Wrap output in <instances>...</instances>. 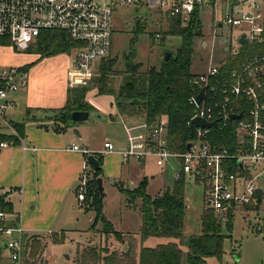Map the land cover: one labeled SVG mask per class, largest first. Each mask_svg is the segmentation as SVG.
Returning a JSON list of instances; mask_svg holds the SVG:
<instances>
[{"label":"built area","instance_id":"built-area-1","mask_svg":"<svg viewBox=\"0 0 264 264\" xmlns=\"http://www.w3.org/2000/svg\"><path fill=\"white\" fill-rule=\"evenodd\" d=\"M132 2L121 0L123 5ZM147 2L166 15L179 17L183 24L197 11L202 17L203 12L215 11L222 5L227 12L218 27L226 25L236 34L228 51L219 53L218 60L212 52L207 70L195 73L191 80L189 104L193 115L187 125L194 139L184 153L169 149L168 121L162 117L153 122L122 119L126 147L116 150L113 143L107 142L104 154L119 153L124 163L142 164L149 158L160 167H171L172 161L179 163L181 170L175 173V180L185 176L187 181L203 183L206 208L223 218L248 206H258V194L264 190L259 185L264 179V0ZM114 4L115 0H0V38L9 39L17 51H27L45 31L66 33L79 44L69 54L67 86L71 90L89 88L101 61L111 55ZM243 36L246 43L241 42ZM228 61L233 64L230 69ZM28 77V71L23 69L0 72V117L13 107L9 94L26 87ZM204 89V99L199 102ZM233 115L242 117L231 119ZM195 119L216 124L191 129ZM230 126L237 140L234 150L212 141L214 131ZM9 147L12 144L0 143V149ZM23 149L28 150L26 146ZM70 149L89 154L76 144ZM88 170L86 161L77 189L80 202L85 201L89 191ZM26 235L17 216L0 210V264H5V251L9 252L7 264H23Z\"/></svg>","mask_w":264,"mask_h":264},{"label":"rangeland","instance_id":"rangeland-1","mask_svg":"<svg viewBox=\"0 0 264 264\" xmlns=\"http://www.w3.org/2000/svg\"><path fill=\"white\" fill-rule=\"evenodd\" d=\"M226 12V7L222 5L215 11L203 12L201 17L203 36L194 39L192 73L205 72L209 67L213 53L218 60L220 58L219 53L228 51L229 43L236 31L231 30L226 25L218 27L219 23L223 22ZM170 24V15L162 13L157 7H151L147 0H133L132 3L126 5L121 4V0H115L112 49L108 60L116 59L117 64L114 71L107 76V87L110 90L117 94L123 85L127 76L126 59L131 52L134 51L136 56L134 64H141V73L153 67L159 69L168 53L176 56L181 47L182 38L168 33ZM212 24H216V27H211ZM204 43H206V47ZM234 47H236L235 44ZM70 61L71 57L67 53L42 59L36 52L17 51L13 45L0 47V72L9 71L11 68H29L27 86L9 94V100L14 101L15 104L12 102L13 107L7 110L6 117H0V133L13 132L10 125L11 114L17 115L16 121L24 119V110L21 105L24 101L32 104L51 102L56 101L59 94L62 93L63 95L67 86V71ZM101 77L102 73L99 66L93 83L94 88L92 87L88 93V100L99 94L100 83L96 84V79ZM22 99L24 101L20 102ZM103 102H105L103 113L96 111L98 108H102L97 106L90 113L88 120L74 123L72 131L69 130V133L72 134L74 130L79 131L80 129L83 138L81 140L77 138V143L83 148H89L94 154L103 150L104 143L108 140L126 145L122 123V119L125 117L118 110L116 96L104 95L102 100H97L100 105L104 104ZM31 114L36 115V109L31 110ZM28 119V121L32 120L31 117ZM48 124H53V122ZM49 127L52 129L53 125ZM115 147L116 150H119L117 146ZM102 156L103 171L101 178L105 179L107 178L104 172L106 156ZM170 164L171 167H160L153 158H149L142 164L143 166L136 165L131 169L125 166L121 170L124 179H118V177L115 179H118L117 183L121 180L122 183L125 180H130L131 183H124V188L133 190L146 178L148 180L147 194L156 197L163 190H167L173 185L175 173L181 170L179 163L172 161ZM92 178L90 172L88 180L90 181ZM259 185L264 188V179H260ZM132 186H134L133 189ZM204 195L205 186L203 183H196L193 179L187 181L185 187L187 211L184 222V240L192 235H200L202 232L201 215L206 209ZM101 200L103 215L111 222L115 231L123 233L126 238L125 242L122 243L118 241L115 235L104 232V225L101 220L96 224L93 223L94 212L87 210L86 201L80 202L76 196L74 197V213H65L53 229V232L59 233L37 232L40 235H30L31 245L35 239L40 240L44 250L41 254L38 253L33 256L32 246H30L24 254L23 264H78L84 250L91 248L106 249L110 253L117 251L121 254L122 251L133 246L127 237H131V234L135 237L140 236L142 200L137 199L131 207L128 205L127 196L122 192L120 186H111L106 179ZM78 201L81 206L78 205ZM262 209L263 207L257 209V212L261 211L259 217L245 209L236 211L232 230L227 228L226 221L223 222V234L227 236L223 243L224 255L221 259L210 258L208 264H264V237L258 232V227H262ZM93 224H95L94 228H92ZM65 229L73 230H69L68 233L60 232ZM182 249L185 252L188 251L185 245ZM3 253V262L7 264L9 252ZM67 255L68 258H66Z\"/></svg>","mask_w":264,"mask_h":264},{"label":"trees","instance_id":"trees-1","mask_svg":"<svg viewBox=\"0 0 264 264\" xmlns=\"http://www.w3.org/2000/svg\"><path fill=\"white\" fill-rule=\"evenodd\" d=\"M170 17L171 24L168 33L182 38V44L176 56L171 54L168 61L164 59L159 69L153 67L141 73V64H134L136 56L134 51L131 52L126 59L127 76L117 94L107 87L106 81L107 76L114 71L117 60H108L110 56L107 60H102L100 65L102 77L96 79V84L100 83L99 94L88 100V93L92 87L94 88L95 79L89 88L69 89L65 106L56 112L54 120H52V130L64 133L73 128L72 114L74 112L91 113L97 106H100L97 100H102L104 95H112L116 96V105L125 120L153 122L157 118L164 117L168 121L169 149L184 153L188 142L194 139V134L187 124L193 115L189 98L193 92L191 80L195 76V73H192L194 39L203 36V22L199 11L192 16L187 24H183L179 17ZM11 45L9 39L0 38V47ZM78 46L79 44L71 40L64 32L45 31L27 51L36 52L44 59L64 53L70 54ZM242 54L245 55L246 52L244 51ZM227 66L229 69L233 67L231 61H228ZM21 69L29 71L28 67ZM262 121L264 123V114ZM10 125L16 135L1 134L0 143L7 142L16 146L25 136L26 124L11 120ZM212 141L216 144H223L231 150H234L237 144L231 126L222 131H214ZM88 156L89 154L86 155V158ZM94 156L98 159L101 169L94 171L87 162L90 169L88 174L91 172L93 178L89 181V193L85 199V207L94 212L93 223L96 224L101 220L104 225L103 231L115 235L118 241L123 243L126 241L123 233L115 231L111 222L103 215L102 193L97 188V179L101 177L103 171V156L99 153ZM186 184L187 179L182 176L180 180H175L170 188L163 190L156 197L147 194L148 180L146 178L133 190L125 189L123 185L119 184L122 192L127 196L128 205L133 207L137 199L142 200L140 239L138 240L133 235L127 237L133 246L122 251L121 254L117 251L110 253L106 249L84 250L78 264H208L210 258L221 259L224 255L223 243L227 237L223 234V222L226 221L227 228L232 230L234 214L228 213L221 219V214L206 208L201 215V234L192 235L184 240V222L187 211ZM4 199L5 196L0 197V210L5 213H13L12 204L5 202ZM258 202V206H248L246 210L251 211L263 207L262 227H258V232L264 237V190L259 192ZM95 224L92 228L95 227ZM29 237L30 234L27 233L25 254L30 246H32L33 256L41 254L44 247L40 240L34 238L31 245ZM152 239H163L164 242L149 245L148 242ZM184 245L187 247V252L182 249Z\"/></svg>","mask_w":264,"mask_h":264},{"label":"crops","instance_id":"crops-1","mask_svg":"<svg viewBox=\"0 0 264 264\" xmlns=\"http://www.w3.org/2000/svg\"><path fill=\"white\" fill-rule=\"evenodd\" d=\"M68 91L69 88L66 86L63 95L59 94L56 101L51 102L32 104L26 103L22 99L20 102L24 101L21 104L24 110V119L16 121L17 115L13 113L11 120L26 124L25 136L18 145L1 149L0 197L5 196V202L12 204L13 214L20 219L30 235L40 234L37 232L59 233L53 232V229L62 219L61 217L65 213H74V197L77 196V189L87 158L81 152L72 151L70 149L72 145H78L81 150L88 151L89 155L94 154L86 146L83 148L77 143V138L80 140L83 138L80 129L79 131L74 130L70 134L69 130L72 128L64 133H57L49 127L53 125L48 123L54 120L56 112L65 106ZM12 102L15 104L14 101ZM103 103L99 104L102 108H98L96 111L104 112L105 102ZM34 109L37 111L36 115L31 114V110ZM27 116L33 118V121H28ZM2 135L13 136L16 135V132L13 130V132ZM107 142L113 143L119 150L126 147L121 142L108 140L105 143ZM24 146L28 150H24ZM98 153L106 156L104 172L107 178L105 179L114 187H118L119 183L123 186L124 183H131L130 180H125L124 183L121 180L122 182L117 183L118 179H124L121 170L125 166L128 169L136 165L143 166V163H124L119 153L104 154V148ZM105 179H103V186ZM112 180L117 184H111ZM78 205L81 206L79 201ZM247 212L259 217L256 208ZM69 230L73 229H65L60 232L68 233ZM136 238L139 240L140 236H136ZM162 242L164 240L152 239L148 244L155 245Z\"/></svg>","mask_w":264,"mask_h":264},{"label":"water","instance_id":"water-1","mask_svg":"<svg viewBox=\"0 0 264 264\" xmlns=\"http://www.w3.org/2000/svg\"><path fill=\"white\" fill-rule=\"evenodd\" d=\"M212 27V25H211ZM241 42L242 43H246V40H245V36H243L241 38ZM171 58V54L168 53L166 56H165V61H168L169 59ZM204 92H205V89L201 91L200 95L198 96V101H202L204 99ZM90 117V113L89 112H74L72 114V121L74 123H78V122H83V121H86L88 120ZM242 115H233L231 117V119H239L241 118ZM216 122H213V123H207L206 121L202 120V119H195L193 120L192 122V126H191V129H193L195 126H198V127H211L212 125H215ZM79 135V133H77ZM190 146H188L189 148ZM0 153H1V149H0ZM87 162L89 165H91L94 169V171H99L101 169V166H100V163L98 161V159L93 155V154H90L88 157H87ZM103 178L99 177L97 179V188H98V191L100 193H103ZM111 184L113 185H116L117 183L115 181H111ZM134 188V186H132V189ZM221 219H223V216H221ZM69 256L67 255L66 258H68Z\"/></svg>","mask_w":264,"mask_h":264}]
</instances>
